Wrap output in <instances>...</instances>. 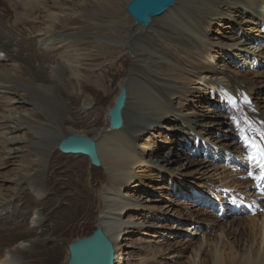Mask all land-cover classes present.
<instances>
[{
	"label": "bare ground",
	"instance_id": "1",
	"mask_svg": "<svg viewBox=\"0 0 264 264\" xmlns=\"http://www.w3.org/2000/svg\"><path fill=\"white\" fill-rule=\"evenodd\" d=\"M21 1L20 10L15 11L16 21L9 23L2 20L0 16V83H6V86L0 84V97L2 98L5 94L12 96L13 91L17 90L25 93L31 102H26L22 98L10 102L9 107L13 105L11 109L14 110L29 108L15 112L12 116L5 117L0 114V131L10 134L17 129L24 130L26 127L23 123L30 125L27 118H35L27 130L30 131L34 154L44 160L58 151L57 144L63 139V134L88 137L91 133L95 136L91 139L96 141L100 166H93L88 157L77 155L85 164V167H80L77 171L87 174L93 169L101 176L98 181L99 186L102 187L101 192H96L98 194L95 195L93 193L97 189L88 188L86 191L82 189L86 199L85 214L94 204L101 208L95 222L102 225V229L112 241L116 250V264H127L126 249L133 243L132 236L136 227L142 226L144 222L123 220L124 215L131 211L136 212L137 217L141 215L140 218H146L149 215L150 219L158 220L156 216H161L160 221L163 222L161 225L152 224L147 227L152 233L147 235L150 241L160 238L174 240L186 236L187 238L180 239L184 241L189 237L188 240L202 235L197 247L190 251L184 264H264V180L257 178L260 176V169L254 166L251 160V157L256 156L254 155L255 147L264 148V140L257 137L255 141L250 142L246 128L241 127L238 120L229 113V110L235 106L239 109L247 108L250 116L259 120L257 123L259 135L264 134V0H177L175 5L165 13L152 18L148 26L141 27L147 34L140 33L139 26L135 24L137 27L134 29L135 32L127 35L114 30L118 26L127 25L126 22L118 19L122 0H93L97 5L93 16L108 19L109 25H96L94 31L91 29L59 38L47 32L48 34L45 33L43 37V44L38 40H32L28 35L20 34L17 29L16 24L24 21L25 12L32 8L35 2L34 0ZM50 2L52 4L51 0ZM60 13L61 11L58 10L49 18L56 20ZM94 32L103 35L101 38H93L94 43H99L102 48L107 47V49L101 53L80 48L78 43L69 45L73 58L67 59L65 63L76 79V83H71L69 78L63 75L64 68L58 62V58L53 54H47V51L66 39L74 42L81 35H91ZM158 41L167 43L166 50L183 48L182 46L185 45L184 55L193 57L195 64H199V57L204 58L208 63L207 67L201 65L200 72H192L189 68L191 65L181 64V60H184L183 56L174 61L167 56V53H162ZM39 42L42 45L41 48L40 44L38 45ZM201 43L206 46H215L217 52L215 51L216 55L213 58L217 60L216 64L207 56ZM123 45L128 49L129 64L124 76L118 82V93L123 79L127 92L122 111L123 127L118 131H110L107 116L103 126L97 124L95 116L98 107L94 100H87L86 105L81 103L83 90L79 86L86 79L80 70L81 65L84 64L81 60H87L90 56L97 58L99 55L120 52ZM135 56L145 59H136ZM13 57L22 61L19 66L24 72L23 76H28L29 80L27 77L18 75L13 70V65L4 66L6 65L4 63L12 60ZM146 59H152L156 63H166L173 69L179 68L181 72L175 75L178 76L181 84L183 79H187L185 74L191 73L188 75L196 77L197 84L202 86L203 97L199 98L195 105H191V108L182 110L178 104L173 103L179 89L176 84L180 82L174 77H160L151 72ZM98 67L97 65L96 68ZM202 71H207V75L203 76ZM30 77L35 83L30 82ZM42 80H46L48 84H41ZM207 90L214 91L215 96L211 92H208L206 96ZM118 93L113 97L110 107ZM32 110L36 111L34 115L31 114ZM76 128L83 131L77 132ZM154 130L157 132L151 135V139L160 137V132L164 130L169 133V141H155L145 157L142 155V149L137 145V140L142 134ZM3 136L0 135V138ZM19 142L21 143L18 136L14 135L6 139L7 145L11 148L12 157L10 158L20 153ZM64 155L73 156L72 154ZM225 166L232 167L233 174L236 173L239 177L245 178L241 192L234 189L237 184L236 178L219 172L220 169L223 171ZM145 169H154L157 174L155 178H161L160 181L169 184V187L158 188L162 189L161 191H151L149 185H143L142 174L147 172ZM48 170L46 167H40L34 172L35 174L23 177L10 197L0 202V264H32V258L41 257L43 253L48 257V251L55 248L60 239V234L54 233L53 223L48 224L45 218L54 219L58 215L56 213L61 208L59 202L62 199L60 196V201H56L53 207L51 205L55 208L52 210L56 214L54 216L51 210L49 211L51 207L48 199L51 195L47 188ZM136 171L142 172L141 175ZM184 171L189 176L193 175L191 179L182 176V174L185 175ZM3 176L4 174L0 176V183L2 185L10 183ZM195 176L198 177L195 178ZM87 180L85 179L86 182ZM153 180L157 182L156 179ZM195 180L211 182L208 184L209 188L201 189L199 185H196ZM126 185L129 190L122 195L121 189ZM142 186L145 187L141 191L142 198L133 199L134 193H137ZM217 188L223 197L232 196L236 200L229 201L232 204H227L225 209L221 208L224 219H230L237 214L239 207L255 215L254 219L248 217L252 222L249 230L250 238L240 244V250L236 249V245H234L236 248H229L222 241L221 233L217 234L214 244H207L203 231L199 232L201 229L199 225L191 222L185 225L186 222L182 221V218L178 219L170 215L176 202L178 204L181 202L177 201L180 198L187 201V207H198L202 203L206 205L209 201L213 202L215 197L213 189ZM4 189L5 192H12L11 189ZM92 194L95 197L91 200ZM164 194L168 196L169 202L166 209H171L160 212L155 208L154 203ZM2 202L5 203L2 204ZM61 214L63 213L60 212ZM85 214L79 217V220H82ZM226 226L224 224L225 228ZM162 228L165 230H161ZM120 237H124V243L119 247ZM158 242L161 241L153 240L144 244ZM48 243H50L48 245L50 249L47 246ZM168 247L165 253L161 254V258L165 264H175L180 252ZM67 258L68 255L65 260Z\"/></svg>",
	"mask_w": 264,
	"mask_h": 264
},
{
	"label": "rangeland",
	"instance_id": "2",
	"mask_svg": "<svg viewBox=\"0 0 264 264\" xmlns=\"http://www.w3.org/2000/svg\"><path fill=\"white\" fill-rule=\"evenodd\" d=\"M34 1H35L33 3L34 6H32V8H30V9H27V11L25 12L24 21L16 24V27L19 30L20 34L28 35L30 38H32V40L40 41L41 44H43L42 40L44 39L43 37L45 36V33L48 34L47 32H49L50 35L56 36L58 38L63 37V36L67 37L69 35H74V34H77L80 32L89 31L91 29H92V31H94L95 28L97 27L96 25H99V26L109 25V23H110V21L106 18L93 16L94 11L97 9L96 2L93 0H69V1L67 0L66 2H64V0H54V1L51 0L52 4H51L50 0H48V1L47 0H38V1L34 0ZM128 1H130V0H124V2L122 0V4L120 3L121 7L118 10V19L123 21V22H126L127 25H121V26H118L117 28L114 29V30H116V32H119L122 35H127L128 33L135 32L134 29L137 28L135 26V21L133 19H131L129 17V15L127 14V12L125 11V5L127 4ZM21 4H22L21 0H8V1L7 0H0V16H1L2 20L8 21L9 23H13V21H16L15 11L20 10ZM53 4H54V6H53ZM58 10H60L61 13L57 17V19L56 20L50 19L49 16L51 14H53L54 12L57 13ZM58 24H59V26H58ZM53 26H56V27H53ZM140 28L141 27H138V29L140 30V33L142 32V34H147V32L144 29H142V28L140 29ZM110 30H112V29H110ZM91 35H93V36H91ZM91 35L90 34L85 35V36L81 35L74 42H70L69 39H66V40L62 41L60 44H58L56 47L51 49L50 51H47V54H53L54 56H56L58 58V62H60V64L64 68V70H62L63 75L68 77L69 81L71 83H74V82L76 83V79L74 78L73 74L71 73V70H69L68 66L65 63V61L67 59L73 58L72 51L68 47L69 45L78 43L77 45L80 48L91 49L92 51H100L101 53H103L107 49V47L102 48L99 45V43H97V44H96V42L94 43V40H93V38H97V37L101 38V36H103V35H100L98 33L95 34V32H94V34H91ZM40 42L38 43V45L40 44ZM158 43H159V46H160L162 53L163 52L167 53V56L170 57L171 59H173L174 61H177V59H181V57L183 56L182 59H184V60H181V64L183 66L186 64L191 65L189 68L192 70V72L194 71V73L201 71V69H200L201 65H202V67H207L208 63H206L205 59L202 57H199V60H198L199 64L193 63L195 61V59L193 57H186L183 53L186 46L183 44H182L183 46L180 45L183 48H180V47H178L176 49L169 48L168 50H166L165 48L167 46V43L165 41H158ZM41 44L39 46L40 48L42 47ZM200 45L206 51L207 56L211 60H214V63L216 64L217 60H215L213 58L217 52V49L215 48V46L214 45L206 46L202 43ZM127 53H128V49L125 45H123L122 51H120V52H112L109 54H105L104 56L99 55L97 58L92 56L93 59L90 56V58H88L87 60H81V62L83 61L82 63H84V64L81 65L82 68L80 70H81L82 74L85 75V77H86V79L83 82H81V84L79 86L83 90L82 91V98H83L82 100L83 101L81 103L86 105L88 102L87 100H94V102L96 103V107H98V111H97V114L95 117L97 120V124L99 126H101V125L103 126V124H104L103 121H105V116H106L105 110H106V108L110 107V105L112 104L111 102H112L113 97L118 93V89H119V87H118L119 83L118 82H120V79L124 76L126 69L129 67L128 59H127ZM135 58L140 59L141 57L135 56ZM144 59L145 58H141V60H144ZM89 60H90V62H89ZM146 60H147L146 62L148 63V68L151 72L159 75L160 77H172V78L174 77L176 81L180 82V83L176 84L179 87V89H178V93L174 96L175 99H174L173 103L178 104V106L182 110H185L186 108H191V105H195L199 101V98L203 97V91H202L203 88L200 84H197V82H196L197 78L196 77H192L191 75H188L191 73L185 74L187 79H183L182 80L183 84H181V81L179 80L178 76L175 75V74H179L181 72L179 68L173 69L171 66L167 65L166 63H156L152 59H146ZM21 62L22 61H20L19 58L17 60V59H14V57H13L12 60L8 61L7 63H4V64H6L4 66L8 67V66L13 65V70H15L18 73V75L23 76L24 72L21 69V67L19 66V64ZM87 64H88V66H87ZM97 65L99 66L98 68H96ZM89 68H92V69L89 70ZM202 72H204L202 74L203 76L207 75L206 74L207 71H202ZM23 77L28 78V76H23ZM27 80H29V78ZM30 82L35 83V81L32 79V77H30ZM0 84L6 86L5 82H1ZM41 84L47 85L48 83L46 80H42ZM49 85H50V83H49ZM208 92L209 93L211 92L212 95L215 94L214 91L207 90L206 96H208ZM13 93L14 94L12 96L5 94L4 96H2V98L0 97V111H1L0 114H2V116H5V117L12 116L15 114V112H18V111L20 112L23 110H27L29 108V107H27V108L23 107V109L22 108H18L16 110L11 109L14 106L12 105L11 107H9L10 102L12 103L13 101H15L19 98L20 99L22 98V100H25L26 102H31L30 99H28V97H26L25 93L19 92L17 90L13 91ZM85 96H87V97H85ZM191 100H193V102H191ZM35 112H36L35 110L34 111L32 110L31 114L34 115ZM98 112H99V115H98ZM229 113L235 119L238 120V123L241 127L246 128L245 129L246 133L250 136V142L255 141V139L257 137H261L259 135V132L257 131L258 130L257 129L258 128L257 123H259V120L256 117H251L247 108L239 109L235 106L233 109L229 110ZM100 118H102V119H100ZM34 119L32 117L27 118V120L30 121V125L28 126L25 123H23V125L26 127V129H24V130L17 129L15 132L10 133V134H4L3 131H0V135L1 136L4 135L2 138H0V174H1L0 176L2 177V174H4L3 177H5L7 180L10 181V183H5L4 184L5 186L0 183L2 185V186L0 185V202L8 199L10 197V194H12L16 190L17 183L22 181L23 177H27L29 175L31 176V174L32 175L35 174L34 172H36V170L39 169L40 167H46L47 170L49 169L47 172V174H48V180H47L48 181L47 182L48 187L47 188H48V191L50 192L49 194L51 195L50 199H48L49 200V206L51 207V205H52V207H53L54 203L56 201H60V199L61 198L62 199L59 202L60 203L59 206L61 208H59V210L57 211L58 213H56L58 215H56V214H54V212H52V210L55 208L51 207V208H49V211L51 210V213L54 216L55 215L56 216L54 217V219H48L47 217H45V218H46V222H49L48 224L53 223L52 224L53 229L55 228L54 233L55 232L59 233L61 240L60 239L58 240L55 248H51L52 250L48 251V253H49L48 257H46L43 253L41 255V257L32 258L31 263L32 264H39V263L40 264H47V263L48 264H62L63 262L66 261L65 259L68 255L67 248H66L67 244L69 242H73V241L77 240L80 237L88 235L94 228V224L96 223L95 222L96 216H97V214L101 208H99L96 204H94L93 206L90 207L91 211L89 210L90 212L88 211L87 214H85V212H86L85 206L86 205H84L85 204L84 201L86 199L84 198L85 192H83V191H86L88 188H94L95 190L96 189L97 190L93 194L96 195V194H98L96 192H101L102 187L99 186V182H98L101 179V176H100L99 172H96L93 169L91 171H89L87 174H84V173L82 174L81 172L77 171L80 169V167H85L84 162L80 161L79 157L77 155L68 156V155L63 154L64 155L63 156L62 153L55 151L48 158L49 160L48 159L44 160V159H41L39 157V155L34 154V152H33L34 147L32 144V140L29 136L30 131L27 130V128L31 127V125H32L31 121H33ZM105 123H106V121H105ZM242 124H243V126H242ZM76 130H77V132L83 131L82 129H79V128H76ZM156 132H157V130H154V131H151L150 133L142 134L139 137V139L137 140V145L142 149V151H143L142 155L145 157L147 156V153H148L150 147H153V144L155 141L156 142L169 141L168 140L169 139V136H168L169 133L165 132L164 130H162L160 132L161 133L160 137L151 139L152 138L151 135L152 134L154 135V133H156ZM10 135L18 136L19 140L21 141V143L19 142L20 153L15 155L13 158H10V157H12V155L10 154L11 148L6 143V139L8 137H10ZM65 137H67V134H63V138H65ZM88 137H90V139L95 138V136H93V134H91V133L88 134ZM259 150L260 149L258 147H255L254 155H256L257 157L259 155ZM56 153H58V154H56ZM66 156L69 157L70 159L67 158ZM65 158H66V160H65ZM53 160H56V161H53ZM73 160L75 162H73ZM76 162L79 163L80 165L77 164ZM52 164L53 165L57 164V165L53 166ZM71 170H73V171L71 172ZM145 170L147 172L142 174V176L144 177V179H143L144 184L143 185H146V186L149 185L152 189V190L150 189L151 191H154V192L161 191L162 189L160 190L158 188L167 189L169 187V184H167V183L165 184V182L160 181L161 178H159V179L155 178L157 176V174H156V171L154 169H145ZM148 170H150V171H148ZM221 170L222 169H220L219 172H221V173L223 172L224 174H227V175L233 176V178H236L235 180H236L237 184H235V185L237 187L235 186L234 189L238 192L239 191L241 192L243 190L242 188H243V185L245 183V178L239 177L238 175H236V173L233 174L234 171L232 170V167L228 168L225 166V167H223V171H221ZM136 172L140 173V175L142 173L139 171H136ZM184 174L185 175L182 174V176L184 178H187V179H191V176H193L191 174H190L191 176L187 175L186 171H184ZM67 175H69V176H67ZM82 175H84V176H82ZM88 176H89V178H88ZM63 177H64V179H63ZM197 177L198 176H195V178H197ZM50 178H52L53 180ZM85 179L86 180L88 179L87 182L85 181ZM153 179H156L157 182H154L155 180H153ZM195 181H196L195 182L196 185H199L201 189L202 188H209L208 184L211 182L210 180L207 183H204L203 181H197V180H195ZM65 184H67V185H65ZM11 187H13V188L11 189ZM4 188L11 189L10 191H12V192H10V193L5 192ZM127 188H128V185L124 186L121 189L122 195L129 190ZM52 189H53V191H52ZM82 189H83V191H82ZM144 189H145L144 186L139 188L137 193H134V197H132V198L133 199H135V198L141 199L142 198L141 197V195H142L141 191H143ZM213 190H214L213 194L215 196V197H213V202L209 201L206 205H204L202 203L201 206H198V207H191V206L187 207L186 206L187 201H185L184 198H182V200L180 198V200H177V201H181L182 203L180 202L178 204V202H176V206L173 208V210L170 211L171 208L166 209V206L169 205V202L167 201L168 196H166L164 194L163 197L156 199V202L154 203L155 208L157 210H160V212H163L165 210L170 211V215L172 214V216H174V218H177V217H178V219L182 218L181 220L182 221L184 220L186 222V223L184 222L185 225L189 224L190 222L196 223V225H199V227L201 228L199 230V232L203 231V235H205V239L207 241V244H209V243L214 244L213 241L217 238L216 237L217 234L221 233L222 234V236H221L222 241L224 243H226L227 246H229V248H231V247L236 248L237 247L236 249L240 250V248H241L240 244L244 240L250 238L249 237L250 236L249 230L251 228L252 222L249 220V218L251 219V217H252V219H254L255 215L248 213L242 207H239L237 214L230 217V219H224V217L222 216V212H223L222 209H225L227 204L231 203L229 201H232V200L236 201V200H235V198H232V196L223 197L221 194V191L218 188L213 189ZM75 192H77V193H75ZM57 193L59 196L57 195ZM93 194L90 196L91 200L93 197H95V195H93ZM62 195H65V196H62ZM52 196H53V198H52ZM60 196H61V198H60ZM66 198H70V199L67 200ZM62 200H64V201H62ZM68 201H69V203H68ZM216 201H218V202L216 203ZM62 202H63V204H62ZM183 202L185 203V205ZM4 203L5 202H2V204H4ZM68 204L70 207L68 206ZM181 204H183V206ZM70 210L72 211V213ZM60 212L63 214L60 215ZM67 213H69V214H67ZM83 214H85V216L82 219L84 221L79 220V217L81 218V216H83ZM71 215L74 219L72 217H70ZM140 216L137 217L136 212L131 211V212L126 213L123 217V220L129 219V220H132L134 222H137V221L138 222H143V221L145 222V223L143 222L144 227H143V225L136 227V231H134L135 233H133V236H132V242L133 243H132L131 247L126 249V252H127L126 258L128 260L127 264H165L164 260H162V258H161L162 257L161 254L165 253V249H167L168 246H169L168 248H171L172 250L176 249V251L180 252L179 253L180 255L176 259L175 264H184V261L186 260L190 251L195 249L197 247V243H199V241L201 240L200 238L202 235H200V237L199 236L191 237L192 239H190V240H188L190 237L184 241L180 240V239L187 238L186 236H184V237L176 238L174 240H172L171 238L166 239V240H164L163 238H160L158 240L153 239V240H155V242L161 241L162 243L158 242V243H145L144 244V242H152L153 241V240L150 241L149 237L147 236L151 233V232H149L147 227H149L152 224H156L158 226V225H161L163 222L160 221V219H161L160 215H158V217L156 216V218H159L158 220L157 219H155V220L150 219L151 216H149V215L146 218H140ZM81 221L83 222V224ZM223 221H225V222H223ZM230 222H232V223H230ZM69 223H70V225H72V227L69 225ZM224 224H225V226L227 225L226 228L224 227ZM185 225H183V226H185ZM56 227H58V228H56ZM74 227H76L75 228L76 230L74 229ZM222 227H223V229H222ZM71 228H72V230H71ZM62 229H64V230H62ZM61 230H62V232H61ZM161 230H165V228H162ZM211 230H213V231H211ZM215 231H216V233H215ZM164 232H165V234H167L166 231H164ZM228 233H229V235H227ZM62 239H64V240H62ZM177 241H179V242H177ZM173 242H175L176 244ZM123 243H124V237H120L118 239V246L120 247ZM169 243H171V244H169ZM228 243H230V244H228ZM49 244L50 243H48L47 246ZM234 245H236V247H234ZM49 249H50V247H49ZM55 253H57V254H55ZM141 259H142V261H141ZM138 260L141 262H139Z\"/></svg>",
	"mask_w": 264,
	"mask_h": 264
},
{
	"label": "water",
	"instance_id": "3",
	"mask_svg": "<svg viewBox=\"0 0 264 264\" xmlns=\"http://www.w3.org/2000/svg\"><path fill=\"white\" fill-rule=\"evenodd\" d=\"M176 1L130 0L125 5V11L137 26L146 27L152 22V18L165 13ZM126 99V85L123 79L113 105L106 111L110 131H118L123 127L122 111ZM57 149L63 154L84 155L89 158L91 165L100 166L96 141L88 137L69 135L59 140ZM66 248L68 258L65 264H116L115 247L99 223L94 224L88 235L69 242Z\"/></svg>",
	"mask_w": 264,
	"mask_h": 264
},
{
	"label": "snow or ice",
	"instance_id": "4",
	"mask_svg": "<svg viewBox=\"0 0 264 264\" xmlns=\"http://www.w3.org/2000/svg\"><path fill=\"white\" fill-rule=\"evenodd\" d=\"M261 139L264 140V134H261ZM251 160L253 161L254 166L260 169V176L257 178L264 180V148H261L259 150L258 157L257 156L251 157Z\"/></svg>",
	"mask_w": 264,
	"mask_h": 264
}]
</instances>
